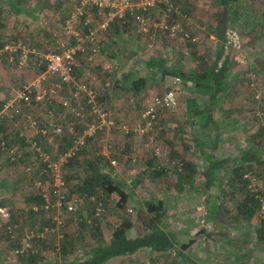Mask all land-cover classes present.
I'll return each mask as SVG.
<instances>
[{
	"label": "rangeland",
	"instance_id": "obj_1",
	"mask_svg": "<svg viewBox=\"0 0 264 264\" xmlns=\"http://www.w3.org/2000/svg\"><path fill=\"white\" fill-rule=\"evenodd\" d=\"M1 1L5 2V5L2 7L3 12H1L0 23V26H2L0 28V35L3 43H5V46L9 45L11 47H15L19 43H21L22 46L26 48V50L30 51V57L27 61V64L23 67H19L18 65V58L20 54L19 52H16L17 55L14 56L15 58H17V60L15 59L14 63H10V61H0V88L4 91V93H0V102H3V104L0 106V112L4 110L5 105L9 101L16 98L17 95H19L25 89V87L34 83L42 74L44 64L42 63L41 55H45L54 48L55 43L52 39L53 31H56L61 27L64 21V17L74 9L73 4L69 2L63 3V0ZM19 1H23V3L20 4ZM11 3H14L16 5L18 4L20 7H22L23 10L27 7V11L29 12V14H25L23 12H17L16 14L11 9ZM214 3L215 0H180V14H178L176 18V21L181 23L185 32H187L188 28H190V30L194 34V38L197 39V41L194 43L198 44L199 49L204 54H211L212 59H214L213 54H215V52H211V42L206 38L207 34L198 33V31L196 30V26L202 24V19H204V17H208L209 19L214 21L215 15L217 16V13L219 12V9L214 5ZM240 8L243 13H246V17H250V15L247 13H252L253 11L259 14L264 12V5L262 3H254L251 0H243ZM185 15H187L186 18ZM152 18L154 19L155 17ZM209 22L210 21H208V23ZM131 27L133 29V26ZM134 34H139L144 37L145 39L143 38L142 40L143 43L147 45L152 43L150 42L151 39L149 38V36H145L139 32L138 27H134ZM159 34L158 36L160 37L161 35ZM168 39H170V41L173 39V54H175L174 57L177 56V61H192L190 57V49L187 47V40L185 37L176 36L174 38L169 37ZM126 47L131 51L134 45L128 42ZM149 49L150 48L148 45L146 49L143 48V52L145 53V51H149ZM259 49L261 48L259 47ZM241 51L234 52L237 59H240V57H242ZM243 53H245V56L247 55L246 51H244ZM5 54L9 53L5 52L2 56H0V59H2ZM261 55L254 56L253 60L251 59V61H264V55ZM241 68L243 70L247 69L246 64L244 63ZM88 69L90 68L88 67ZM260 69L261 68L259 67L257 70ZM133 70L134 68H130L127 71ZM92 71L95 76V80L93 81L94 83H92L91 81L87 82L93 84L89 86L93 90H96L98 94L100 91H103V89H106V92L103 93L104 98L102 99V96H99V102H101V99L105 107L110 112L111 121L114 122L113 128L105 133L103 138H101L102 143L100 146V153L102 155H106L109 160L113 159V161L111 162L114 173L119 175L120 177H123L128 190L134 191L133 197L135 200V204L130 203L127 209L129 217L134 221V219L140 212L138 208H141L146 201H157L158 199H164V202L167 205H171L170 203L172 202L173 196L171 194H168L166 190H168V188L172 185V182L173 184H176L177 187H180L182 185L178 180V182L176 181L175 176L172 177V175L170 174L165 176L157 175L156 172H154L153 174L151 172L144 174V171L148 169L144 164V159H146L147 156L152 158V160L156 163V166L159 165L164 167L166 165V158L168 157L167 152L170 153V150L168 149V141H171L170 134L172 135V131L169 130V127L170 123H172V117L176 118L177 120V114L180 110V107L177 111L174 112H161L156 122L154 131L141 135L142 137H139V139L141 140L140 146L137 145L136 151H134L133 149L130 150L132 151L131 153H134V155L138 156H134L136 157V160H132L130 158L127 159L124 157V154H126V150H124L122 143H124V141L127 142L128 137H126L127 135L124 136L125 134L122 133V127L126 126L128 129H132L131 126H133V124L141 123V114L144 111L145 107L152 101L154 97L162 95L167 91V89L169 88L168 83L166 80H162V77L157 73H154L152 71H150L149 73V70L146 69L145 66L137 65L135 66L134 72L131 74H134L135 77L150 76V78L148 87L141 94H139V96H134L129 89L127 90L125 88L124 80L127 77V72H124L123 70L119 72L117 70L116 75H113V73L105 72L102 68H94ZM116 79L118 80V82L119 80L121 81L122 79H124L122 82V86L118 84ZM107 82L111 83V86L109 88L106 87ZM82 83H84V81H82ZM238 83L242 84L243 81L239 79ZM49 84L50 83L42 84L40 87L34 88V97L39 95L38 92L41 91V88L48 87ZM242 89L243 98H245L244 95L246 89L244 87ZM66 92L67 93L63 94L64 97L70 95L69 90H67ZM9 94L10 96H12L13 94L15 95L14 97H8ZM249 94L250 93L247 91L246 95ZM58 101H60L58 96L55 98H51L50 100L45 99L41 103L34 105V107L28 108L29 110H25V112H27L30 118L40 120H43L44 118L39 113H43L47 116L54 115V117H52L54 121L56 120L55 122H57L58 124L64 125L65 121L61 116H63L65 112L63 111L62 106ZM130 106L132 107V109H130ZM242 110L243 112L241 114L245 113V115H247L254 113L253 110ZM55 111L61 116L56 117ZM50 112L52 114H50ZM252 116L253 114L251 115V117ZM50 119L51 117H47V120ZM71 119L72 120L69 121L70 128H68L69 126L64 125V127L67 129L66 131H68L69 129L76 130L73 127L75 125V122L78 124L77 119L74 117H71ZM20 121L25 122L26 120H23L22 118ZM4 127L7 128V133H9L7 135L8 139H10L11 141L14 140L15 127L14 129L13 127H9L8 121L5 118H0L1 135H4L5 133L3 129ZM118 127H120V130L118 129ZM74 133L76 134V131H74ZM175 135L177 140H183V138H180L181 131H179L178 129L175 132ZM245 137L246 132L241 131L239 139L244 140ZM149 142H151V146L146 147V144ZM44 144L47 151L51 155H55L56 152L58 153L59 149L57 144H54L53 142H44ZM240 144L242 143L240 142ZM244 148L247 149L248 146H245ZM238 150H241L240 147ZM157 151L159 154H157ZM114 155L116 156V158H113ZM5 157L6 156L0 153V188H2L3 185H5V187L7 188V192L4 193L5 195L3 194L4 196L0 197V202L5 205V208L10 209V212L14 211L13 214L16 213V215H18L22 207H25V202H27L29 196L32 193H36L34 188V180L40 179V163L33 154H30L27 158V161L28 163L33 164V172L31 174H28L24 171L21 164H10L11 162ZM86 159L87 158L84 157L82 160ZM184 162L181 161L178 163ZM175 165L177 168V163H175ZM257 183L258 186L255 189H258L262 182L260 179H258ZM198 185H203V180L198 179ZM213 197L217 198L218 196L216 195ZM178 202L179 204L182 203V201L180 200H178ZM221 205L223 209L222 217L218 220L219 222L214 226L212 225L205 227L201 226V224H195V220H189L192 216H196V210L193 212L191 210H187L186 207L182 206L179 209L177 208L168 210L167 225H169V229L181 233V239L183 241L182 243H186L190 239L194 238L195 242L184 253H187L191 257L190 259L192 263L195 262V264H264V251H260L255 247L254 249L258 250H254L253 252L245 251V253H242L240 252L238 247L234 245L233 240V237L235 235H239L240 233L253 234L254 231L258 227H260V224L263 223L262 221L264 219V211L261 208L258 210L255 219L252 221V224H250V230L248 229L249 226H238L231 223L230 217L233 214V203L225 202ZM111 207L112 206L105 209L104 216L102 217L103 221L101 228L104 232L105 239L109 238L115 227L121 223V220H119L118 217L123 215L121 212H118ZM77 214L85 217H89L91 215V208L85 203V201L78 202ZM26 224L28 226L25 228L31 229L30 225H32V223L29 222ZM69 228L71 232L76 231V223L70 222ZM200 231H203L202 236L203 234L206 235L203 237L204 239H199L202 237H199V235L197 234ZM209 234L218 236V249L215 250V247L217 246L216 242L210 240L209 237H207V235ZM128 235L130 237H136V231L132 229ZM87 243L88 244H86L85 250L83 249L84 251L89 249V244L92 245L94 243L92 234H88ZM34 245L42 251V262L51 261L57 255V251L54 250V247L50 242H35ZM249 248L253 249V245H251ZM174 250L176 251L177 249ZM11 253V251L7 253V262L9 261L11 263L12 260L11 264H20L21 261L15 256L12 258ZM150 257L151 256L149 255L148 251H145L140 255V257L137 258L138 260L135 259L133 261H130L127 259L125 263H123L122 260H118L117 262L112 264H138V261L140 262V264H174L178 262L179 256H173L169 254L168 258H161V260H158V262L155 263L152 262V259ZM202 257L203 259H206L205 262H203Z\"/></svg>",
	"mask_w": 264,
	"mask_h": 264
},
{
	"label": "trees",
	"instance_id": "obj_2",
	"mask_svg": "<svg viewBox=\"0 0 264 264\" xmlns=\"http://www.w3.org/2000/svg\"><path fill=\"white\" fill-rule=\"evenodd\" d=\"M251 1L254 3L256 2L255 0ZM62 2L64 3V1ZM19 3L21 4L23 1H19ZM178 3L180 5V0ZM242 3L243 0H215L214 5L219 9V12L217 16L215 15V24L207 27L211 30L210 35H213L217 40V49L214 51V59H212L211 54H204L199 49L198 44L193 42L194 34L190 28L187 30L189 38H186V44L190 49V57L193 63L196 64L194 71L197 75L202 73L200 76L195 77L194 82L198 88L205 91L201 93V96L203 98L205 97L208 101L200 103L201 107L198 106V101L194 100L191 102L190 104H193V107L190 110V114L192 112L193 117H198L199 121H201L200 124L204 127L201 138L206 141L213 138L212 130H215L217 134H219L218 128L213 129L211 127V123L214 122L215 117L213 106L216 107L217 103H219L215 94L218 91L215 89H220L227 93L228 90L236 84V81H232L234 77L230 76V72L234 67L232 61H246L247 55L245 56V53H243L244 51L250 54V56H259L264 51V12L259 14L253 11L252 13H247L250 17H246V13H243L240 8ZM4 5L5 2L0 0V23L1 12H3L2 7ZM10 6L16 14L17 12L29 14L27 7L23 10L18 4L11 3ZM176 18L177 15L175 16V21ZM131 26H133V28L137 27L132 17L128 16L125 23L117 20L115 23L111 24L109 29H112L116 36H118L122 33H127V31L132 28ZM1 27L2 26H0V28ZM229 30H235L239 34L242 40L241 49H235L228 43ZM164 35L170 37L168 34ZM210 35L208 34V37ZM100 45L102 47L101 43ZM4 46L5 43H3L0 35V48H4ZM256 47H260L261 49ZM235 51L242 52V57H240V59H237L235 56ZM5 52H8L10 55L5 54L0 61H10L11 56L17 55V53L13 54L10 51ZM15 59L17 60V58ZM152 72L160 75L162 80H167L169 76H180L181 78L184 76L183 72H180L178 67L174 68V70L167 68L166 61H157ZM193 72H191V74H193ZM110 73L114 75V72ZM149 78V76L135 77L134 74H130V76L127 75L125 81L133 95L139 96V94L147 88ZM187 78L189 79V76H187ZM183 80L186 84V79L184 78ZM254 99L255 95L250 100L251 104H253ZM257 100H259L257 102L259 106L262 104L264 105V92ZM100 101L101 104L104 105L102 100ZM2 104L3 102H0V106ZM33 105H35V103H33ZM240 109L241 111L238 112V116L242 115L241 112L243 110L242 108ZM259 111L263 112V117L255 118L258 123L256 130L254 132L252 129L246 130V132H252L246 133L245 137L247 142L251 141L250 147L243 149L238 157L230 159L229 157H223L222 159H217L215 163H210L212 164V169L209 171L208 178H205L209 187L216 185L220 188L221 203H233V214L230 217L231 223L238 226H249L248 229H250V224H252L258 210L261 208V199L264 200V106L260 107ZM37 120L44 123L46 122L45 119ZM77 122L78 124H82L79 119H77ZM85 122L90 123L91 118L89 117ZM8 124L9 127H11L9 121ZM74 124L73 128L76 130H73V132L76 131V135L80 134V129L82 130L84 127L78 125L76 122ZM237 130L239 133H241V131L243 132L242 128ZM105 133L104 131H99L95 137L88 139L86 146L81 148L76 155L70 159L65 169L67 172L65 178L69 196L72 197L76 195L83 197V201L91 208V215L89 217H84L77 214L76 231L67 235L66 240L61 245L60 253L51 261L42 262L41 250L36 254H15L13 257L15 256L20 261L26 259V264H107L110 260L117 257L132 256L148 251L152 262L155 263L158 262V259H154L152 254L155 256H164L175 248H178L177 250L180 255L185 257L184 252L189 249L195 241L191 240L189 243H181V241H179L181 233L169 229V225L166 223L168 208L164 199L146 201L141 208H138L140 212L134 221L129 217L127 209L130 203L135 204L133 197L134 191L128 190L122 178L114 173L111 162L113 159L109 160L106 155L100 153L101 138H103ZM122 133L125 134L124 136L127 135L126 137L129 139L132 131L129 134H126L124 131ZM74 134L75 133L71 135L68 132L66 134L67 137L65 136L63 139L60 138V141L58 137L52 141L54 144H57L59 149L58 152H66L73 146L74 139L76 138ZM222 134L221 132L219 135L222 136ZM38 140L43 144L45 142L42 139ZM23 145L25 148H28L26 144ZM0 153L5 156L3 152ZM30 154L31 153H26V155L20 159V162H28L27 158ZM84 157L87 159L82 160ZM113 158H116V156L114 155ZM10 164L17 165V163ZM149 165L148 169L144 171V174L149 172L153 174L156 172V174L160 176L166 175L165 166H156L154 161L149 163ZM182 167L183 168L180 167L182 169L181 172L174 170L176 173V180L181 184H195L196 181H198V171L196 168L190 165V163H182ZM247 175L251 178L246 177ZM252 178L261 180L262 183L258 189H255L258 185L251 188ZM4 187L5 185L0 188V195L7 192V188ZM99 203H102L104 209L112 206L111 208L123 214L118 217L121 223L115 227L110 237L106 239L104 238V232L101 228L103 221L102 217L104 215L102 217L96 216V208L99 206ZM40 204V197L37 193H32L27 202H25V207H22L19 214L16 215V213L13 214L14 211L10 212V209L5 208V205L0 202V209H7L12 216L10 222L0 220V264H11L9 261L6 262L7 253L16 251L17 247H20V245L18 246V244H16L17 241L11 239V235L6 231L9 224H14L16 226V231L20 234L22 233V229L28 226L26 223L29 222L32 223V225H30L31 229H42L44 227L45 223L42 215L36 214L33 211V207ZM80 218L84 220L80 222ZM89 220L90 223H88ZM72 222L74 221L72 220L71 223ZM262 222L263 223L260 224V227H258L253 234L247 233L246 237L234 242L235 244L237 243V247L242 253L249 251L248 246L250 247V244L264 251V219ZM132 229L136 231V237H130L128 235ZM202 232L203 231L197 233L199 237L202 236ZM88 234H92L94 243L92 245L89 244V249L84 251L86 244H88ZM38 242L42 243L40 241ZM79 249H84V254L80 257L74 256ZM182 264L193 263L191 259L183 258Z\"/></svg>",
	"mask_w": 264,
	"mask_h": 264
},
{
	"label": "built area",
	"instance_id": "obj_3",
	"mask_svg": "<svg viewBox=\"0 0 264 264\" xmlns=\"http://www.w3.org/2000/svg\"><path fill=\"white\" fill-rule=\"evenodd\" d=\"M65 3L74 5V9L65 17L60 28L52 33L55 43L54 48L45 55H41L44 71L38 79L25 87V89L14 99L9 101L4 110L0 112V118H5L11 127L17 129L21 123L24 108L34 107L33 103H41L45 99L55 98L64 94L67 90L70 95L61 98V106L66 113L79 119L83 125L80 134H74L73 146L66 152H56L51 155L43 143L52 142L56 137H67V132L73 134V129H67L54 121L51 115L46 122L30 118L28 121L29 131L20 132L17 141L12 142L0 134V152H3L11 163L21 164L24 171L28 174L33 172V164L21 163L20 159L31 153L36 156L40 163V179L34 180V188L40 197L41 204L33 207L36 214L43 217L45 223L42 229H22V233L16 231L14 224H9L6 231L11 239L17 241L14 254L29 255L38 253L39 249L34 245L35 242H51L57 254L61 251V245L71 233L69 224L73 220L77 224V205L83 201V197L69 196L66 182V166L76 153L84 148L88 139L95 137L99 131L108 132L113 126L110 112L99 102V94L89 85L77 80V70L82 60L94 68H102L105 72H117V66L107 63L106 66L100 65L98 61L102 47L100 36L104 34L111 24L117 20L126 22L131 16L139 28V32L145 36H152V33L168 34L174 38L183 36L189 38L181 23L175 21V16L180 14L179 0H63ZM264 5V0H255ZM158 17V18H152ZM152 18V19H151ZM186 18V16H185ZM197 39L193 38V42ZM228 43L235 49H241L242 40L235 30L228 31ZM10 51L19 52L18 65L23 67L27 64L30 51L19 43L15 47L9 45L0 48V55ZM15 57H10V63H14ZM168 90L156 96L145 107L141 114V125L134 132L144 135L154 131L156 122L161 112L176 111L179 107L177 89L182 84V78L171 76L168 80ZM50 83L48 87L41 88L39 95L34 97V88L42 84ZM111 86L110 82L106 87ZM36 98V99H35ZM35 100V101H34ZM50 114H52L50 112ZM91 118L90 123L85 121ZM85 123V124H84ZM122 130L129 134L132 130L126 126ZM73 136V137H74ZM47 140V141H46ZM151 142L146 144L150 147ZM26 144L28 148H25ZM157 154L158 151H157ZM177 167H182V163H177ZM246 177L251 178L249 175ZM256 178H252L251 188L257 186ZM261 209L264 211V200L261 199ZM105 209L102 203L96 208V216L102 217ZM11 214L7 209H0V220L10 222ZM85 217V216H84ZM84 219L80 218L82 222ZM90 223V221H88ZM84 251L79 249L74 256L80 257ZM72 256V255H71ZM12 263V260H11Z\"/></svg>",
	"mask_w": 264,
	"mask_h": 264
},
{
	"label": "crops",
	"instance_id": "obj_4",
	"mask_svg": "<svg viewBox=\"0 0 264 264\" xmlns=\"http://www.w3.org/2000/svg\"><path fill=\"white\" fill-rule=\"evenodd\" d=\"M207 20L210 22L208 23ZM213 24H215L213 20L209 19L208 17H204V19H202V24L199 26L198 25L196 26L197 27L196 30L198 31V33L207 34L206 38L210 40L211 42V45H210L211 52L216 51L217 49V42H216L217 40L215 39L213 35H210L211 34L210 28H207L208 26L210 27ZM158 34L152 33V36L149 37L151 39L150 42L152 43L148 44L150 48L149 51H145L144 53L143 48L146 49L148 45L142 42L144 37H142L139 34L138 35L134 34V28L133 29L130 28L127 31V33H122L121 35H118V36H116L115 32L112 29H109L108 31H106V33L100 36L99 40L102 44V51H101L98 61L100 62V65L102 66L104 65L106 66L107 63H110L111 65L115 64L114 66L118 67L116 71L118 70L120 72L123 70L124 72H127L128 76H130V74L134 72L135 66L137 65L145 66V68L148 69L150 73V71H153V68L155 67L157 61H166L167 68L174 70V68L178 67L179 71L183 72V75H184L183 77L186 79L187 83L185 84L183 80L184 78L182 77L183 82L177 89L180 110L177 114V120L176 118L172 117L171 119L172 123H170V127H169V130L172 131V135L169 133L171 137V141H168L169 142L168 149L170 150V153L167 152L168 157L166 158L167 163L165 165L166 175L170 174L172 175V177L175 176L176 178V173L174 170L181 172L182 171L181 168L183 167L176 168L175 163L185 161L184 163H190V165L196 168V170L198 171L197 178L199 180H203V185H198V181H196V183L193 185H188L187 183H185V184H182L180 187H177L176 184H173L172 182V185L168 188V190H166V192L168 194H171L173 196V199H172V202L170 203L171 205L166 204V206L168 210L177 209V208L179 209L181 206L186 207L187 210H191L193 212L196 210L197 211L196 216H192L191 219L189 220L191 221L195 220V224H201V226L203 227L212 226V225L214 226L215 224L219 222L218 220L222 217L223 207L221 205L222 203L219 197L221 191H220V188L216 185L209 187V185H207L205 178H208L209 171L212 169V164L210 163H215L217 159L219 160V159H222L223 157L224 158L229 157V159L238 157L239 153H241L243 149H245L244 148L245 146L250 147L249 145L251 144V141L247 142L245 138L244 140L239 139L240 133L237 129L242 128L244 132H246L247 129H253V132H254L258 125L255 118L263 117V112L262 111L260 112L259 108L264 105L262 104L261 106H259V104L257 103L259 100H257V98H260L261 94L263 93V89H264L263 87L264 86V67H263L264 61H251V59L253 60L254 56L253 55L250 56V54H247L246 61H232L234 67L232 71L230 72L231 73L230 76L234 77L232 81L234 82L236 81L235 86L229 89L227 93L220 89H215L216 91H218L217 92L218 94L217 93L215 94H216L217 99L219 100V103H217L216 107L213 106L215 117H214V122L211 123L212 124L211 127L213 129L218 128L219 134H221V132L223 134L222 136H220L219 134H217L215 130H212L213 138L210 139L209 141H206L205 139L201 138L203 135V131H204V127H202L203 125L200 124L201 121H199L198 117L196 118L193 117L192 112L190 114V110L193 107L192 106L193 104L192 105L190 104L191 102H193L194 100L198 101L199 107H201L200 103L208 102L205 99V97L203 98L201 96V93H204L205 91L198 88L194 82L195 77L200 76L202 73H200L199 75L196 74V72L194 71L196 68V64H194L193 61H177V58H176L177 56L174 57L175 54H173V47H172L173 39L170 41V39H168L169 38L168 36H165L164 34L163 35L159 34L161 35L159 37ZM208 34L210 35L209 38H208ZM128 42L134 45L133 48L131 47L132 48L131 51L129 48L126 47ZM256 48H259V47H256ZM213 55H214L213 58H215V54ZM263 55H264V51L262 52L261 56ZM244 63L246 64L247 69L243 70L241 67L243 66ZM88 67L90 69H88ZM259 67L261 69L257 70ZM130 68H134V70L127 71ZM93 69H94V66H90L88 63L82 60L76 72L77 80L84 81L86 85H93L87 82V81H91L92 83H94L93 81L95 80V76L92 71ZM191 72H193V74H191ZM187 76H189V79L187 78ZM170 77L171 76H169L166 80L168 83V86H169L168 80ZM239 79L243 81L242 84L238 83ZM123 80L124 79H122L121 81L119 80V82L117 80L120 86H122ZM124 82H125V88L128 90L129 86L127 85L125 80ZM243 87L246 89V92L244 95L245 98H243V89H242ZM247 91L250 93L249 95H246ZM104 92H106V89H103V91L99 92L100 96H102V99L104 98L103 97ZM0 93H4V91L1 88H0ZM14 95L15 94H13L12 96L14 97ZM254 95H255V99L253 101V104H251L250 100ZM12 96H10V94L8 95V97H12ZM58 97L61 101V98L64 96L62 94ZM60 101L58 102L61 105ZM240 108L253 110L254 111V113H252L253 116L251 117L252 114H247L248 115L247 116L245 115V113L238 116V112L241 111ZM130 109H132V107ZM25 110H29V109L25 108L23 110L22 118L23 120H26V121L25 122L21 121L22 123H20L17 129H15V132H14L15 139L12 140L13 142H15V140L17 141V137H18L17 135L20 132L25 133L30 130L28 127L29 125L28 121L30 120V116H28ZM63 111L65 112L63 116L58 114L56 111H55V116L56 117L61 116L63 120L65 121L64 125L69 126V121H71L72 119L66 113L65 109H63ZM39 114L45 120L47 119V117H49L43 113L42 114L39 113ZM140 125L141 123L133 124V126H131L132 128L131 130L133 132L131 136H129L131 138H129L127 142L122 143L124 150H126V154H124V157L127 159L130 158L132 160H136V157H138L137 155H134V153H131L132 151L130 150L133 149L134 151H136L137 145L140 146L141 140L139 139V137H142V136L140 133L134 132V130ZM68 128H70V126ZM3 129L5 131L3 136L5 138H8L7 135L9 133H7V128L4 127ZM118 129L120 130V127H118ZM177 129L181 131L180 138H183V140L181 139L182 141L177 140L176 138L175 132L177 131ZM246 133H252V132H246ZM134 136L137 138H135ZM240 142L242 144H240ZM239 147L242 151L238 150ZM152 162L153 160L149 156H147L146 159H144V164L147 166V168L150 166L149 163H152ZM121 178L124 182L123 177ZM130 191H133V190H130ZM4 195H0V197H3ZM211 195L213 196L217 195L218 197L214 198ZM178 200L182 201V203L179 204ZM167 219L168 218H166V223H167ZM204 236L206 235L203 234V236L199 239H204L203 238ZM242 236L246 237L247 233H240L239 235H235L233 237L234 242H237L243 239ZM207 237H209L210 240H213L214 242H216L217 246L215 247V250L218 249L219 248L218 236L209 234L207 235ZM191 240H194V238L190 239L188 243ZM179 241H181V243L183 242L181 237ZM234 245L237 246V243L236 244L234 243ZM255 247L256 246H253V249H250L248 246V250L250 252H253L254 250H258V249L261 251L259 247H256L258 249H254ZM141 254L142 253L135 254L132 256H126V257H117V258L110 260L107 264L115 263L118 260H122L123 263H125L127 259L130 261H133L135 259L138 260L137 258L140 257ZM169 254L173 256H179L178 262H177L179 264H182L183 258H188L189 260L191 258L187 253H184L185 257L180 255L178 250L170 251L169 253L164 255L166 257H155V255H152V257L154 259L161 260V258L162 259L168 258ZM25 260L21 261L20 264H26ZM205 261L206 259H203V262ZM45 262H48V261H44V263ZM138 264H140L139 261H138ZM193 264H195V262Z\"/></svg>",
	"mask_w": 264,
	"mask_h": 264
}]
</instances>
